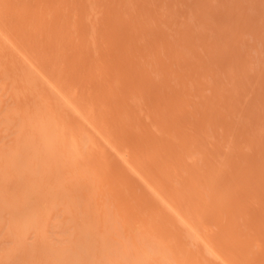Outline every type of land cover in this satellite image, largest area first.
<instances>
[{"label": "bare ground", "instance_id": "bare-ground-1", "mask_svg": "<svg viewBox=\"0 0 264 264\" xmlns=\"http://www.w3.org/2000/svg\"><path fill=\"white\" fill-rule=\"evenodd\" d=\"M0 264H264V0H0Z\"/></svg>", "mask_w": 264, "mask_h": 264}]
</instances>
